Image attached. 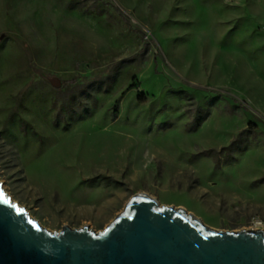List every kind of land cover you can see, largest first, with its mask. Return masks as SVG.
<instances>
[{"label": "rangeland", "instance_id": "1", "mask_svg": "<svg viewBox=\"0 0 264 264\" xmlns=\"http://www.w3.org/2000/svg\"><path fill=\"white\" fill-rule=\"evenodd\" d=\"M0 182L50 231L264 230V0H0Z\"/></svg>", "mask_w": 264, "mask_h": 264}, {"label": "water", "instance_id": "2", "mask_svg": "<svg viewBox=\"0 0 264 264\" xmlns=\"http://www.w3.org/2000/svg\"><path fill=\"white\" fill-rule=\"evenodd\" d=\"M0 264H264V230H216L135 194L102 230L50 231L0 182Z\"/></svg>", "mask_w": 264, "mask_h": 264}, {"label": "built area", "instance_id": "3", "mask_svg": "<svg viewBox=\"0 0 264 264\" xmlns=\"http://www.w3.org/2000/svg\"><path fill=\"white\" fill-rule=\"evenodd\" d=\"M258 226H261V224H258Z\"/></svg>", "mask_w": 264, "mask_h": 264}, {"label": "bare ground", "instance_id": "4", "mask_svg": "<svg viewBox=\"0 0 264 264\" xmlns=\"http://www.w3.org/2000/svg\"><path fill=\"white\" fill-rule=\"evenodd\" d=\"M257 224H261V223H257Z\"/></svg>", "mask_w": 264, "mask_h": 264}, {"label": "snow or ice", "instance_id": "5", "mask_svg": "<svg viewBox=\"0 0 264 264\" xmlns=\"http://www.w3.org/2000/svg\"><path fill=\"white\" fill-rule=\"evenodd\" d=\"M20 211H22V210H20Z\"/></svg>", "mask_w": 264, "mask_h": 264}]
</instances>
